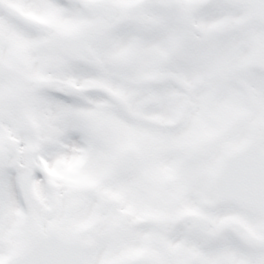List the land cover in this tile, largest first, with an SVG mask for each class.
I'll use <instances>...</instances> for the list:
<instances>
[{
    "label": "snow or ice",
    "instance_id": "6c2138e0",
    "mask_svg": "<svg viewBox=\"0 0 264 264\" xmlns=\"http://www.w3.org/2000/svg\"><path fill=\"white\" fill-rule=\"evenodd\" d=\"M0 264H264V0H0Z\"/></svg>",
    "mask_w": 264,
    "mask_h": 264
}]
</instances>
